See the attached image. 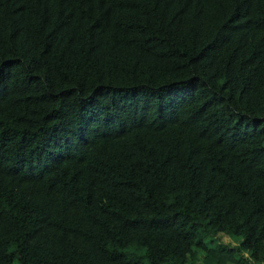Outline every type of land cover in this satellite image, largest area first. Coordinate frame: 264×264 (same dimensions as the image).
Segmentation results:
<instances>
[{
    "label": "trees",
    "instance_id": "1",
    "mask_svg": "<svg viewBox=\"0 0 264 264\" xmlns=\"http://www.w3.org/2000/svg\"><path fill=\"white\" fill-rule=\"evenodd\" d=\"M0 264H264V0H0Z\"/></svg>",
    "mask_w": 264,
    "mask_h": 264
}]
</instances>
